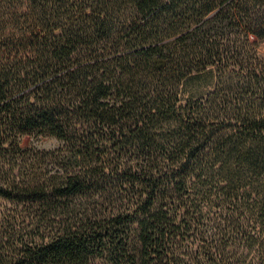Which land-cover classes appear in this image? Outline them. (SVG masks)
I'll list each match as a JSON object with an SVG mask.
<instances>
[{"label":"trees","instance_id":"16d2710c","mask_svg":"<svg viewBox=\"0 0 264 264\" xmlns=\"http://www.w3.org/2000/svg\"><path fill=\"white\" fill-rule=\"evenodd\" d=\"M263 39L264 0H0V264H264Z\"/></svg>","mask_w":264,"mask_h":264},{"label":"rangeland","instance_id":"374dc122","mask_svg":"<svg viewBox=\"0 0 264 264\" xmlns=\"http://www.w3.org/2000/svg\"><path fill=\"white\" fill-rule=\"evenodd\" d=\"M259 50L264 54V39L260 42ZM212 80L213 78L209 76L208 79H198V81L195 83L193 88H188L183 91V96H186L190 93L192 94H201L203 92H206L211 89L212 86ZM23 144L25 146H34L36 148H44V149H56L60 145V141L55 137L50 136H24L23 137ZM11 207H13V204L2 198L0 196V211L3 210H9Z\"/></svg>","mask_w":264,"mask_h":264}]
</instances>
